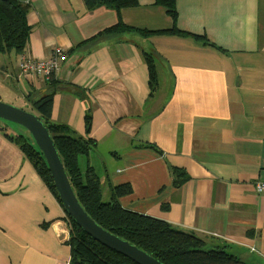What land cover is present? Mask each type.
<instances>
[{
	"label": "crops",
	"instance_id": "1",
	"mask_svg": "<svg viewBox=\"0 0 264 264\" xmlns=\"http://www.w3.org/2000/svg\"><path fill=\"white\" fill-rule=\"evenodd\" d=\"M19 1L30 6L24 52L47 60L60 48V71L53 81L22 76L10 53L0 83L27 104L50 95L51 122L95 143L79 167L94 169L102 194L128 186L124 210L264 264V195L254 188L264 176V0H175V23L156 0L119 11ZM118 24L131 30L100 35ZM6 136L0 264H70L64 212Z\"/></svg>",
	"mask_w": 264,
	"mask_h": 264
},
{
	"label": "trees",
	"instance_id": "2",
	"mask_svg": "<svg viewBox=\"0 0 264 264\" xmlns=\"http://www.w3.org/2000/svg\"><path fill=\"white\" fill-rule=\"evenodd\" d=\"M84 1L88 9L98 5H110L119 11L138 5L137 0ZM156 5L164 7L172 21L176 22L175 0H156ZM29 12L30 6L19 0H0V55L11 53L19 56L24 52L30 31L27 23ZM130 30L118 24L100 35ZM205 41L208 40L205 39ZM145 61L150 83L155 85L157 78L154 62L150 56H146ZM52 79L50 81H53ZM28 101L31 113H34L44 124L52 138L80 206L99 227L136 246L163 264H245L229 254L226 248L206 250L204 241L192 233L179 231L166 222L124 210L117 199L130 193L128 186L111 188L109 201L104 203L100 179L94 169L88 166L82 172L79 167V157L88 155L95 143L88 138L76 136L65 125L51 122L50 95L45 94ZM86 126L89 131V118H86ZM0 131L6 132L2 127ZM6 137L23 154L44 186L61 206L64 212L63 221L68 230V239L65 244L69 248L70 264H136L94 241L69 218L54 189L45 159L34 141L29 142L23 135Z\"/></svg>",
	"mask_w": 264,
	"mask_h": 264
},
{
	"label": "water",
	"instance_id": "3",
	"mask_svg": "<svg viewBox=\"0 0 264 264\" xmlns=\"http://www.w3.org/2000/svg\"><path fill=\"white\" fill-rule=\"evenodd\" d=\"M0 120L23 127L43 155L54 189L69 218L94 241L136 264H163L151 255L99 227L80 206L44 124L34 113L0 101Z\"/></svg>",
	"mask_w": 264,
	"mask_h": 264
},
{
	"label": "built area",
	"instance_id": "4",
	"mask_svg": "<svg viewBox=\"0 0 264 264\" xmlns=\"http://www.w3.org/2000/svg\"><path fill=\"white\" fill-rule=\"evenodd\" d=\"M62 56L63 52L60 48H55L52 56L47 60H33L23 52L18 57V71L22 76L49 81L59 73ZM254 188L258 195H264V176L254 184ZM65 232L64 240L67 241L68 230L66 229Z\"/></svg>",
	"mask_w": 264,
	"mask_h": 264
},
{
	"label": "rangeland",
	"instance_id": "5",
	"mask_svg": "<svg viewBox=\"0 0 264 264\" xmlns=\"http://www.w3.org/2000/svg\"><path fill=\"white\" fill-rule=\"evenodd\" d=\"M0 101L31 112L30 105L24 101L21 102V100L17 98V95L11 94L10 88L6 84L2 83H0ZM0 127L4 128L5 131L9 130L10 136L23 135L29 140V142H31V140L33 141L31 135L21 126L0 120ZM102 200L104 203L109 201V196L106 194V192L102 194Z\"/></svg>",
	"mask_w": 264,
	"mask_h": 264
}]
</instances>
